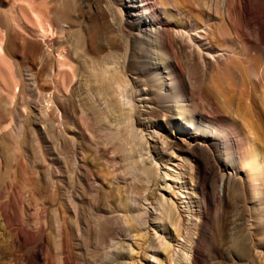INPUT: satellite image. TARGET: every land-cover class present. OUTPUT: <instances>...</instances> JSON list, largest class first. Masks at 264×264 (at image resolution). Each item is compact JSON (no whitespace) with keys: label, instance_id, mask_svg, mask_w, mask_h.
Listing matches in <instances>:
<instances>
[{"label":"bare ground","instance_id":"obj_1","mask_svg":"<svg viewBox=\"0 0 264 264\" xmlns=\"http://www.w3.org/2000/svg\"><path fill=\"white\" fill-rule=\"evenodd\" d=\"M59 1L11 0L9 7L0 8L3 10L0 14H5L9 26L14 24L22 29L29 27L41 32L39 40L45 45L44 60L41 57V88L48 95L46 106L50 109L48 111L54 112L56 99L60 96L66 98V110L69 115L73 114L71 119L75 118L77 140L80 142V151L70 141L61 143V154L65 159L60 166L61 173L66 174L68 167V172L74 174L76 171V175L67 180L61 178L63 221L57 229L59 240L56 239L54 249L58 251L54 261L49 257L53 248L48 229H55L51 202L49 207L46 202L42 205L37 226H30L27 222L15 224V245L20 243V246L28 248L23 256L26 264H32V256L41 262L40 252H48L46 262H41L43 264H55L56 261L60 264H79L74 251L80 230L85 261L126 264L122 243L116 246L118 251L110 253V257L106 255L105 249L110 246L111 240L117 238L120 230L114 213L123 210L130 216V220L127 217L129 229L135 227L137 223L131 220L134 212L129 201L132 198L130 194L143 195L146 188L135 182H125L116 187L107 186L105 182L111 185L116 175L120 177V173L112 168L114 164L109 165L106 161L110 153H116L123 162L120 168L125 175L133 173L136 168L135 161L126 163L134 157L136 134L129 126L120 128L133 117L132 110H126L122 102L127 84L133 81L141 86L143 94L148 95L150 108L143 112L144 118L157 121L156 118L161 115L165 122L162 129L167 136L177 126L182 128L181 124H176L170 105L163 104L177 97L186 99L187 119L203 130V134L195 131L190 135V131L182 128L184 134L188 133L191 138L187 146L189 152L195 155L202 153L197 160L194 187L199 196L200 221L196 224V236L191 239L190 264H209L211 258L218 260L213 241L221 217L218 183L225 174V191L234 208L259 204L257 214L263 220L252 228L250 219H247L245 227L254 238L261 237L259 241L264 249V0H182L183 8L178 5V0H107L118 11L120 20L117 38H106V43L99 41L98 36H85L83 19L74 17L76 7L73 0H65L62 5ZM72 26L76 30L71 31ZM4 32L0 26L1 42H4L3 38L5 40ZM63 35L69 36L68 41L57 39ZM117 40L120 41V67L117 65V68L109 70V59L103 57V53L109 46L115 47ZM70 43L73 45L71 54L67 47ZM4 51H1L0 58L7 61ZM50 52L54 54L52 59L48 58ZM157 57L165 62L166 76L159 68ZM10 62L8 60L7 63ZM77 63L83 74L82 80L77 81H80V90L76 101L70 96V85L78 76ZM11 64L8 77L0 62V85L14 103V98L25 92L23 80L28 73L26 70L21 73L22 80ZM134 96L132 86L130 97L134 100ZM223 106L239 119L243 127L231 121ZM79 108L83 111L82 118ZM110 117L115 123L109 124ZM10 121L0 124V130L10 127L13 115ZM44 125L50 138L54 139V122L46 116ZM139 126L142 127L140 123ZM256 128L259 130L254 131ZM92 130L96 133L90 136L88 131ZM103 133L106 137L101 135ZM96 138L99 140L97 143L94 141ZM34 141L40 142L38 139ZM175 142L170 140L168 149L177 147L181 150V143L178 145ZM98 143L103 145L98 146ZM1 145L7 163H11L10 145L4 139H1ZM80 153L83 162L76 168L71 160ZM221 157L228 163L225 164ZM144 170L148 175L155 173L150 167ZM10 191L8 205H12L14 212L20 215L23 195L21 192L17 194L15 186ZM70 191L71 194L68 193ZM69 203L74 206V211ZM168 207L169 223L177 226L178 217L172 216L173 202ZM82 223L85 228H80ZM247 239L241 237L235 244L239 256H246L250 251ZM169 247L162 248L163 252H170ZM14 254L16 260L17 254Z\"/></svg>","mask_w":264,"mask_h":264},{"label":"rangeland","instance_id":"obj_2","mask_svg":"<svg viewBox=\"0 0 264 264\" xmlns=\"http://www.w3.org/2000/svg\"><path fill=\"white\" fill-rule=\"evenodd\" d=\"M59 2V4H63L65 0ZM178 2V5L181 4L180 7L183 8L184 3L182 0V3L180 0ZM72 3L76 7L74 17L81 18L84 21L85 36L88 34L98 36V40L103 43H106V38H117L120 15L111 2L107 0H73ZM10 4L11 0H5L0 2V8L1 6L7 8ZM59 4L58 6L62 5ZM53 6H55L54 3ZM148 22H150V19H148ZM0 23L6 35L5 40L3 38L5 43L0 41L3 45L2 48L0 45V53L5 50L4 55L6 54L7 59L12 62V64L11 62L7 63L8 60L0 58V62L3 64L1 68L7 71V76L11 68L10 64L13 66L14 72L19 74V78L25 70L28 73L25 75V80L21 78L25 92L18 94L14 98V103L11 102L10 95L3 91L0 85V119H2L0 124L11 122L10 118L12 115L14 116V121L10 127L0 130V264H26L23 256L28 248L20 246V243L15 245L14 239L17 238L14 230L15 224L27 222L30 226H37L41 218L40 209L42 205H45V202L47 207L51 202L54 209L52 218L55 229H52V231L51 228L48 229L50 246L53 248L49 257L54 261L55 252L58 251L54 249L56 239L59 240L57 229H60L63 221L60 209V189L63 185L61 178L64 177L67 180L68 177L73 178L76 175V171H74V174L72 171L68 172V167L66 174L62 175L61 173L60 166L65 162L63 154H61V143L65 140L70 141L72 144H76L80 151V142L77 140V129L75 128L76 121L74 117V119H71L73 114L70 113L69 115L66 110L68 103L65 97L60 96L56 99L57 105L54 107V112L48 111L50 109L46 106L45 99L48 95L41 88L43 82L41 57H43V60L45 58V55H43L45 45L41 39L39 40L41 32L29 29V27H24L23 30L14 24L9 26L3 12L0 14ZM72 30H76V27L72 26ZM38 33L37 37L36 34ZM68 37L63 35L58 36L57 39L68 41ZM69 45L67 47L71 54L73 45L71 43ZM46 53H49V51ZM120 55V41L117 40L115 47L109 46L103 53V57L109 59V63H107L109 70L117 68V65L118 68L120 67L118 64ZM157 55L160 56L161 54ZM48 58H54L53 52H50ZM156 61L159 62V68L166 76L165 62L162 61L161 57H157ZM28 66L31 69L27 68ZM75 66L78 76L70 85V96H73L77 101L79 98L78 90H80V81H77L78 79L82 80L83 72L80 70L78 63ZM68 80H70V77ZM132 86L135 92L134 100L130 97ZM122 96L123 107L126 110H132L133 117L126 124L124 123L119 127L124 129L125 126H129L136 134L135 143L137 147L135 151L132 150L134 157L129 158L126 162L131 164L132 161H135L136 168L133 173L125 175L122 172L123 169L120 168L123 162L116 156V153H110L106 161L109 162V165L114 164L112 168L120 173L118 174L120 177L116 175L111 185L107 181L105 184L116 187L118 184L124 185L125 182H135L139 185H145L146 189L143 195L130 194L132 198L129 201L134 212L131 220L135 224L137 223L135 227L129 229L127 220L130 216H127L123 210L114 213L118 217L116 224H118L120 230L116 236L117 238L111 240L110 246L105 249L106 255L110 257L115 251H118L116 246H120L119 244L122 243L121 245L124 247L122 256L126 264H190L191 239L196 236V224L200 221L197 202L199 196L194 187L199 164L197 160L201 158L202 153L198 152L195 155L189 152L188 142L191 138L188 133L184 134V130L190 131V135L195 131L203 134V130L195 122H190L187 119L185 109L187 101L184 98L177 97L169 103H163L170 105L171 111L176 117V124H181V127L184 128L183 130L177 126L175 130H170V135L167 136L162 129L165 122L161 115H158L157 121L144 118L143 112L150 108L147 102L148 95L143 94L141 86L136 81L127 84L125 98L123 94ZM224 106L223 109L227 112L231 121L241 125L238 122L239 119L234 114L229 113L225 108L226 106ZM82 112V109L79 108L80 118L83 116ZM46 116L54 122V139L50 138L45 129L44 118ZM108 120L109 124L115 123L111 117ZM66 121L70 123L67 124ZM139 123L142 127L139 126ZM65 126L67 130H65ZM257 130L259 128L254 131ZM92 133L95 134L96 131H88L90 136H92ZM105 134L101 135L106 137ZM246 135H248V132H246ZM1 139H4L11 147V155L13 156L11 163H7L5 159ZM34 139H38L40 142L38 143ZM168 140H175V144L178 145L181 143V150L177 147L168 149ZM94 141L95 143L99 142L98 138ZM39 144L42 147L38 146ZM97 145L101 146L103 144L98 143ZM94 147L96 149V145H93ZM221 159L225 164L228 163V160L224 157H221ZM71 161L75 162L76 168L81 166L83 162L81 153L78 157L75 155ZM147 167L152 168L155 173L148 175L144 170ZM121 177H125V179ZM226 177L227 174L221 176L218 183L221 217L219 229L216 231L215 240L213 241L218 260L211 258L210 255L209 257L212 260L211 263L209 261V264H264V249L261 248L259 241L261 237L256 236L254 238L246 231L245 227L247 219H250L252 228H255L263 220L257 214L259 204L255 206L244 204L239 208H234L235 206H233L228 193L225 191ZM13 186H15L17 194L21 192L23 195L20 200V215L14 212L12 205H8L10 189ZM68 193L71 194L72 191ZM256 198L259 199L258 196ZM171 202H173L172 216L178 217L177 226L171 225L169 223L170 216H167L168 205ZM69 204L72 211H74L72 203ZM235 212L238 213V217ZM72 218L75 219L73 215ZM73 226H75V223ZM80 228H85V224L82 223ZM138 229L141 233L140 238H138ZM237 229L239 231L235 232ZM240 235L242 238H249L247 240L249 241L250 251L246 256H239L235 247L237 241H240ZM79 236L81 237V230L78 232L77 245L74 251L75 260L76 262L79 261V264H93L83 259L84 250L81 247L82 241ZM165 246H170V252H163L162 248ZM107 250L109 251L108 254ZM14 252L17 254L16 260ZM110 253L112 254L110 255ZM39 255L41 262H46L48 252H40ZM106 255L104 257L108 258ZM41 262H37L35 257L32 256V264H43ZM55 264H60V262L56 261Z\"/></svg>","mask_w":264,"mask_h":264}]
</instances>
